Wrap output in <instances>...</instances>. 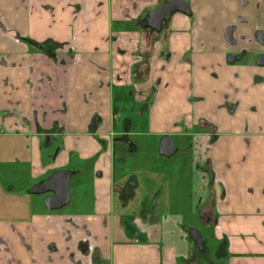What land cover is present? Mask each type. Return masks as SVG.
I'll use <instances>...</instances> for the list:
<instances>
[{
	"label": "crops",
	"instance_id": "crops-1",
	"mask_svg": "<svg viewBox=\"0 0 264 264\" xmlns=\"http://www.w3.org/2000/svg\"><path fill=\"white\" fill-rule=\"evenodd\" d=\"M169 1L0 0V264H96L91 249L106 264H264V0H185L191 13L161 31L141 24ZM128 135L158 151L171 135L192 154L190 186L166 174L167 205L191 198L199 216L210 202L216 259L205 239L193 257L162 218L135 225L99 195L97 173L115 181L130 163ZM58 170L72 173L71 201L49 209L53 191L31 189Z\"/></svg>",
	"mask_w": 264,
	"mask_h": 264
},
{
	"label": "rangeland",
	"instance_id": "rangeland-1",
	"mask_svg": "<svg viewBox=\"0 0 264 264\" xmlns=\"http://www.w3.org/2000/svg\"><path fill=\"white\" fill-rule=\"evenodd\" d=\"M127 117L133 122V126L138 122L137 112L130 113ZM133 132L138 134V131L134 129ZM128 139L129 143L124 141V154H131V156L128 157V162L130 163L125 166L116 164L115 181L111 174V170L108 169V167H104L97 173L98 176L95 180L97 182L99 195H101L106 189L108 195H106L105 198L108 199L112 197L113 201L116 202V208L120 210V213L126 217H130L131 220L133 218V223L135 225L137 221L144 222L145 219L156 221L157 219L162 218L164 221V232L166 235L169 234V240L171 242L174 241V243L177 241L180 243V241L184 242L186 240L191 242V244H193V257L197 256L198 258L204 259L203 255L207 252L205 245L206 241L210 248L211 258L216 259L217 256L215 250L220 242L216 239L217 235L214 230L217 222H213L209 216L208 211H210V209L208 205L202 214L201 212L199 213V216L196 215V212L191 210V198L188 200L189 203L187 205V210L184 211H172L167 205L168 197L166 194L168 193L167 190L169 186L166 174L178 173L180 174V176H178L181 182H186L190 186L189 174H191L192 154L190 152L185 153L179 148V150L170 158H166L161 156L158 147L153 145V138H142L140 136H134L132 138L131 135H128ZM134 140L138 143L137 150L136 143L133 142ZM120 155L121 153L117 151V156L121 158L122 155ZM122 174H124L123 178ZM114 183L115 191L113 189ZM85 188L90 191V185H87V187L85 186ZM64 208H66V206ZM136 215L137 217H133ZM208 216L210 218H208ZM212 217L214 219L213 215ZM66 224L65 227L63 226L64 228L62 232L71 242L69 243L70 249L68 251L78 254L79 251L74 249V245L76 240L79 239L83 233L79 230H73V227L70 225H75L73 220H71L69 224ZM192 229L198 230L202 233V236L205 239L204 241L202 238L204 243V246H202L203 248L195 242L194 237L191 234ZM90 240L91 238L87 235L85 239L81 240L80 248L83 246V248H86L85 251L88 252L87 245H89ZM89 257L92 258L96 264L97 261H101L99 264H106L100 259V254L96 249L95 251H92L91 249ZM204 264L209 263L205 260Z\"/></svg>",
	"mask_w": 264,
	"mask_h": 264
},
{
	"label": "water",
	"instance_id": "water-1",
	"mask_svg": "<svg viewBox=\"0 0 264 264\" xmlns=\"http://www.w3.org/2000/svg\"><path fill=\"white\" fill-rule=\"evenodd\" d=\"M183 12L190 14V5L185 0H172L161 6L151 10L145 19L141 21L144 27H151L154 30L161 31L163 22H168L174 13ZM260 41L264 44V31L257 33ZM258 63L264 65V54H262ZM177 146L174 139L171 136H165L162 138L159 145V152L163 156H172L177 151ZM71 172L61 170L55 172L51 178L45 184H38L31 189L32 193H44L45 191H53L54 194L45 198V204L52 209H59L67 205L71 200V194L69 189ZM194 240L201 247L204 246L202 236L199 231H196ZM203 248V247H202Z\"/></svg>",
	"mask_w": 264,
	"mask_h": 264
},
{
	"label": "flooded vegetation",
	"instance_id": "flooded-vegetation-1",
	"mask_svg": "<svg viewBox=\"0 0 264 264\" xmlns=\"http://www.w3.org/2000/svg\"><path fill=\"white\" fill-rule=\"evenodd\" d=\"M159 145H160V144H159ZM176 146H177V145H176ZM177 148H178V146H177ZM178 150H179V148L177 149V151H178ZM162 156H163V155H162ZM165 157H168V156H165ZM169 157H171V156H169ZM204 169L206 170V172L211 173V171H210L208 165H205ZM58 171H61V170H58ZM66 171H69V170H66ZM56 172H57V171H56ZM69 172H70V171H69ZM54 173H55V172H54ZM54 173H53V174H54ZM53 174H52V175H53ZM71 174H72V173H71ZM50 178H51V177H50ZM70 178H71V177H70ZM47 181H48V180H46L44 183H41V184H45ZM37 185H38V184H37ZM35 186H36V185H35ZM33 187H34V186H33ZM33 187H32V188H33ZM69 189H70V184H69ZM45 192H47V191H45ZM48 192H50V191H48ZM35 194H38V193H35ZM53 194H54V193L52 192V194H49L48 196H51V195H53ZM70 194H71V192H70ZM70 201H71V200H70ZM69 203H70V202H69ZM69 203H68V204H69ZM68 204H67V205H68ZM67 205H65V206H67ZM207 205H208V207H209V209H210L211 207H210V202H209V201L207 202ZM65 206H63V207H65ZM63 207H61V208H63ZM48 208H49V207H48ZM49 209H52V208H49ZM59 209H60V208H59ZM203 211H205V209L199 211V213L201 212V214H202ZM208 212H209V216L211 217L212 221L216 223V222H217V215H215L214 213H212L211 210L208 211ZM212 215L214 216V219H213ZM209 216H208V218H210ZM196 231H198V230H194V229L191 230V234H192L193 237H194ZM201 236H202V233H201ZM202 238H203V236H202ZM203 239H204V238H203ZM200 249H201V248H200Z\"/></svg>",
	"mask_w": 264,
	"mask_h": 264
},
{
	"label": "trees",
	"instance_id": "trees-1",
	"mask_svg": "<svg viewBox=\"0 0 264 264\" xmlns=\"http://www.w3.org/2000/svg\"><path fill=\"white\" fill-rule=\"evenodd\" d=\"M207 206V205H206ZM96 259V258H95Z\"/></svg>",
	"mask_w": 264,
	"mask_h": 264
}]
</instances>
